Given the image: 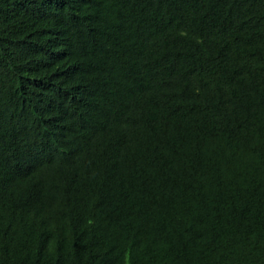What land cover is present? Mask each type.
Instances as JSON below:
<instances>
[{
    "label": "trees",
    "instance_id": "trees-1",
    "mask_svg": "<svg viewBox=\"0 0 264 264\" xmlns=\"http://www.w3.org/2000/svg\"><path fill=\"white\" fill-rule=\"evenodd\" d=\"M0 264H264V0H0Z\"/></svg>",
    "mask_w": 264,
    "mask_h": 264
}]
</instances>
